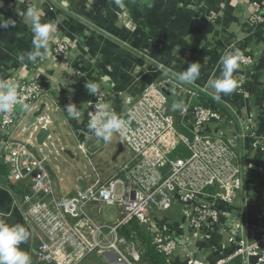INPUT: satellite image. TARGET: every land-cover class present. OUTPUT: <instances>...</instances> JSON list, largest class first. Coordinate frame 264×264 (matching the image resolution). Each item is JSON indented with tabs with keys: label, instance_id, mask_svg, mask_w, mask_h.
<instances>
[{
	"label": "built area",
	"instance_id": "built-area-1",
	"mask_svg": "<svg viewBox=\"0 0 264 264\" xmlns=\"http://www.w3.org/2000/svg\"><path fill=\"white\" fill-rule=\"evenodd\" d=\"M243 1L255 8L252 22L261 24L264 8L256 0ZM72 47V41L61 38L47 51L62 58ZM90 57L84 59L93 63ZM239 61L253 71L254 56L241 53ZM157 68L165 69L164 76L147 83L136 96L112 83L107 87V76L93 82L98 92L81 103L82 116L88 124L96 105L108 103L128 122L117 136L131 155L106 182L86 183L62 197L56 194L54 171L60 170L56 162L66 148L50 116L42 113L45 97L56 109L61 107L60 90L39 79H9L20 85L18 96L29 109L17 105L11 113H0V167L5 166L9 185H30L29 193H14L12 205L38 240L32 264H80L92 252H113L120 264H142L144 247L137 233L128 238L119 231L131 222L169 264H264V193L254 202L249 191L251 183L264 185L258 108L247 104L244 115L230 102L214 105L204 87L180 83L163 64ZM86 76L70 68L67 84L74 86ZM245 78L238 81L236 93L247 100ZM178 94L185 101L173 110L171 100L179 99ZM30 114L34 121L27 122ZM19 129L29 131V137L17 138ZM41 129L49 132L39 143ZM88 136L83 134L85 139L78 142L92 156L96 151H91ZM106 206L117 208V217L96 222L94 213Z\"/></svg>",
	"mask_w": 264,
	"mask_h": 264
},
{
	"label": "crops",
	"instance_id": "crops-1",
	"mask_svg": "<svg viewBox=\"0 0 264 264\" xmlns=\"http://www.w3.org/2000/svg\"><path fill=\"white\" fill-rule=\"evenodd\" d=\"M5 2L6 6L0 10V19H11L15 21L16 26L7 30L0 29V80L39 79L44 85L60 90L61 107L56 109L54 101L45 97L42 100V113L47 112L50 116L53 130L60 139V144L66 148L65 154L72 160L75 156L65 144L59 128L68 130L77 141L85 139L83 134L89 135L87 119L82 115L79 120L70 119L66 112L68 104H75L79 108L81 103L90 98L85 83H93L102 76H107V87L112 83L118 89V84L121 83L124 84V91L136 96L147 83L164 76L165 69L157 68L164 62V66L172 69L174 73L183 72L189 64L199 62L200 77L195 84L206 89V98L214 105L230 102L244 115L248 112L247 104L257 107L264 133V21L257 26L252 22L251 16L255 8L250 3L243 0H153L149 7L140 11L139 28L133 33L132 43L128 38L129 33L117 29L111 32L110 24L98 20V15L89 14L88 19L95 27L93 29L84 25L79 13L66 12L63 3L59 1L53 3L48 0H28L32 7L39 9L42 23L50 22L55 25L49 46L53 45L56 39L63 38L72 41L73 47L72 51L62 58H53L47 50L42 49L43 59L38 58L36 62H30L25 58L20 62L17 59L20 54L33 50V33L30 22L26 21L24 15L27 7L22 9L23 5H17L22 4V0ZM256 2L264 8V0ZM17 8L21 11L17 12ZM260 13L264 18V11ZM126 42L131 44L132 49L137 47L139 52H144V55L151 52L150 58L155 63L151 65L145 58L136 57L132 50L129 52L122 45H128ZM236 52L252 55L255 59L254 69L250 72L240 63L238 57L239 68L233 73V79L237 83L241 77H246L244 87L248 101L244 95L236 93L237 88L230 95L221 94L220 102L214 101V90L208 87V81L221 76L222 56ZM86 55L95 59L94 62L90 63L84 59ZM73 67L87 72L89 77H82L78 83L70 86L67 84V77L69 69ZM34 118L35 115L30 114L27 122L34 121ZM16 137L27 139L29 131L23 132L19 129ZM88 143L95 146L98 141L92 139ZM119 144L116 156L124 150V147L119 150ZM65 163H69V158H65L64 162L61 159L56 162L60 170L54 171L58 197L64 196L67 191L82 187L81 180L89 184L92 180L88 172L76 175L75 178L70 177L64 169ZM249 191L255 202L263 195L264 185L251 183ZM29 192L28 183L9 185L5 178V166L0 167V221L22 224L26 228L29 240L20 247L30 255L32 261L37 255L38 240L30 233L20 213L15 211L12 205L14 193L22 196ZM220 237H225V234L222 233ZM103 258L106 259L105 256Z\"/></svg>",
	"mask_w": 264,
	"mask_h": 264
},
{
	"label": "clouds",
	"instance_id": "clouds-1",
	"mask_svg": "<svg viewBox=\"0 0 264 264\" xmlns=\"http://www.w3.org/2000/svg\"><path fill=\"white\" fill-rule=\"evenodd\" d=\"M117 6H123L124 0H113ZM64 3V0H62ZM3 6V0H0V7ZM26 21L30 22L33 33V50L20 54L17 59L23 62L25 58L30 62H36L38 58L43 59L41 50H47L49 41L52 39V33L55 25L52 23H42L40 11L35 7L27 8L24 13ZM15 21L11 19H0V29L7 30L15 28ZM239 53H226L221 58L222 73L221 76L208 81V87L214 90L212 96L214 101H221V94L230 95L237 88V81L233 79V73L239 68ZM177 80L182 84H193L200 77L199 62L191 63L187 69L180 73H174ZM17 82L9 80H0V113H11L17 105L22 109L28 110L29 105L24 103L18 96ZM85 87L92 95H96L98 87L95 83H85ZM182 108L181 103H173L172 109ZM67 116L70 119L79 120L82 113L75 104L66 106ZM87 130L88 139H99L109 142L114 134L122 133L127 128L128 122L120 118L108 103L97 104L95 113H89ZM29 232L22 224H8L0 221V264H32L30 255L24 251L20 245L27 243Z\"/></svg>",
	"mask_w": 264,
	"mask_h": 264
},
{
	"label": "rangeland",
	"instance_id": "rangeland-1",
	"mask_svg": "<svg viewBox=\"0 0 264 264\" xmlns=\"http://www.w3.org/2000/svg\"><path fill=\"white\" fill-rule=\"evenodd\" d=\"M48 1L53 3L59 1L62 4V0ZM152 1L153 0H124L123 6H117L114 4L113 0H64L63 5L66 12H69L70 14L72 12L76 14L79 13L78 15H80L81 20L82 22H84L85 26L94 29L95 27L92 23H90L88 17L90 16L89 14L96 16L98 15V20H101L103 23H107L108 25L110 24L111 32L117 29L119 31L129 33L130 35L128 38L132 42L134 41L133 33H136L139 28V16L141 14L140 11L145 10L146 7H149L150 2ZM21 3L22 4L19 3L17 5H23L22 9H26V7H32L28 0H22ZM17 5L15 7H17ZM5 6L6 2L5 0H3V6L0 7V10H2ZM15 10L17 12L21 11V9L19 8ZM111 32L110 38H112ZM129 43H127L128 45H122L127 48L129 52L130 50L135 52L134 55H136V57L141 56V58H145L149 63H151V65L155 63L154 60L152 61L150 58L151 52H147V54L145 53L146 55H144V52H139L137 50V47H135V49H132L131 44ZM90 59H92V57H90ZM163 65H166V63L164 62ZM179 96L180 95L178 94V97ZM178 101L180 103H184L185 98H181L180 96L179 99L172 98L171 100L172 103H177ZM59 132L65 144L69 147L70 150H72V153L75 156V159L72 160L71 157L67 154H62L61 160L63 162L65 158H69V163L64 164L66 173L70 175V177L75 178L76 175H82L83 172H88L91 174L92 180L90 184L93 186L98 185L103 180H107L108 178H110V176H112L114 172L120 166L125 164L130 158L131 153L126 148H124V150L116 156L119 144V138L117 134H114L113 138L102 148L100 147L104 145V141L97 143L95 146H92L91 151H96V153L92 156H89L79 148L78 141L73 135L70 134L68 130H64L62 129V127H60ZM117 215L118 209L114 206H106L99 213L101 219L107 222L114 221ZM86 257L82 258L80 264H120L119 262H117V258L113 252H108L107 254H105L107 260L104 259L103 256H98L96 252L89 253L86 255ZM141 262L142 264H148L143 260Z\"/></svg>",
	"mask_w": 264,
	"mask_h": 264
},
{
	"label": "trees",
	"instance_id": "trees-1",
	"mask_svg": "<svg viewBox=\"0 0 264 264\" xmlns=\"http://www.w3.org/2000/svg\"><path fill=\"white\" fill-rule=\"evenodd\" d=\"M123 89L124 84H118V90ZM134 231L137 233L138 238L142 241L144 246L143 261H146L148 264H169L165 257L159 254L153 245H151L150 238L141 230L137 223L131 222L120 228V233L128 238L131 237V233Z\"/></svg>",
	"mask_w": 264,
	"mask_h": 264
},
{
	"label": "water",
	"instance_id": "water-1",
	"mask_svg": "<svg viewBox=\"0 0 264 264\" xmlns=\"http://www.w3.org/2000/svg\"><path fill=\"white\" fill-rule=\"evenodd\" d=\"M39 113H37V114H39ZM48 132H49L48 130L41 129V131L38 134V138H37L39 143H42L44 141V139L48 135ZM119 150H123L122 143L119 144ZM80 183H81V185H82L83 188L86 187V182L84 180H81Z\"/></svg>",
	"mask_w": 264,
	"mask_h": 264
},
{
	"label": "bare ground",
	"instance_id": "bare-ground-1",
	"mask_svg": "<svg viewBox=\"0 0 264 264\" xmlns=\"http://www.w3.org/2000/svg\"><path fill=\"white\" fill-rule=\"evenodd\" d=\"M93 217H94V220H95L96 222H100V221H101V217L99 216V214L94 213Z\"/></svg>",
	"mask_w": 264,
	"mask_h": 264
}]
</instances>
